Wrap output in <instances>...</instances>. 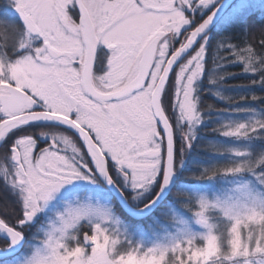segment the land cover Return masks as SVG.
<instances>
[{
	"label": "snow or ice",
	"instance_id": "snow-or-ice-1",
	"mask_svg": "<svg viewBox=\"0 0 264 264\" xmlns=\"http://www.w3.org/2000/svg\"><path fill=\"white\" fill-rule=\"evenodd\" d=\"M214 3H0V181L14 202L0 205V257L20 249L3 264H264V148L211 145L229 160L197 178L231 176L234 194H182L192 219L173 213L174 230L150 242L133 238L105 201L114 189L138 211L151 209L183 165L203 122L196 84L216 11L199 21L195 13ZM245 31L240 42H216L210 83L241 64L249 84L264 87V26ZM181 60L173 90L169 73ZM238 111L253 115L212 131L264 140V113ZM75 182L98 188L64 191Z\"/></svg>",
	"mask_w": 264,
	"mask_h": 264
},
{
	"label": "trees",
	"instance_id": "trees-1",
	"mask_svg": "<svg viewBox=\"0 0 264 264\" xmlns=\"http://www.w3.org/2000/svg\"><path fill=\"white\" fill-rule=\"evenodd\" d=\"M228 14L226 16H228ZM225 17L217 24V26L208 36L211 43L209 45L207 70L205 71V76L203 77V81L200 83V87L198 89L203 122L198 130V139L192 147L193 152L191 154L193 157H196L195 161L199 160V169L204 166V161L208 158L212 160L210 165L220 164L222 166V164L227 162L224 159H218L217 156L220 154H217L211 150V145L217 144L218 146L226 147L227 144L230 143L229 141L227 143L224 140V137L219 133L212 131V129L224 123V121H221V119L218 118V115L231 112L235 116L236 112L239 113L240 111L238 110L242 109H257L259 112L264 113V108L261 107L264 105V100L252 101L250 98L252 94L264 96V87L250 85L249 80L253 79L254 77L248 74L240 73L242 67L241 64L226 65L224 70L221 68L219 71L220 73L231 72L236 74L226 76L222 80L218 79L215 83L209 82L214 78L211 76L210 72L214 68L216 42L221 40L223 37H230L233 42H240L244 40L248 34L245 31L246 29L252 30L264 26V17L259 19L256 15H254L252 18L249 16L242 18L239 23H234L231 21V23L226 25L224 24V19H226ZM178 68L179 66L177 69ZM216 92L220 94L219 97L217 96ZM241 97H248V99L242 100L240 99ZM222 118L224 117L222 116ZM223 160L225 161L224 163H222ZM200 172L201 171H195L191 167H187L185 172L182 173L179 182L189 186H192L195 183L199 185V182H197L195 179H197V176ZM205 179L207 180V178ZM205 179H202V181ZM149 197V194L145 195V199H149ZM172 197L173 195L171 193L169 198L171 199ZM6 201L9 203H14L9 197V194L5 191L2 181H0V205H3ZM128 202L133 208L138 207L136 203H133L130 200H128ZM164 207L165 206H163V209ZM157 214L159 215V213ZM157 214L148 217L145 221L146 223H137L134 220H130L128 217L127 218L134 226L143 224L146 225L150 224L152 222L151 220H153L152 218H156ZM3 244L4 240L0 239V246L3 247Z\"/></svg>",
	"mask_w": 264,
	"mask_h": 264
},
{
	"label": "rangeland",
	"instance_id": "rangeland-1",
	"mask_svg": "<svg viewBox=\"0 0 264 264\" xmlns=\"http://www.w3.org/2000/svg\"><path fill=\"white\" fill-rule=\"evenodd\" d=\"M221 1L222 0H215V3L213 5H211L209 8L198 9L197 12L195 13L196 17H200L202 14L206 13L212 7H215L216 5L218 6ZM0 3H3V0H0ZM227 14H228V16H226V17L224 16L226 18V19H224L225 25L231 23V21L234 23H236V22L239 23L242 18H246L247 16L252 18V17H254V15H256V16H258L259 19H261L264 17V0H238L233 5V7L230 8V10L227 12ZM210 33L208 34V36L210 35ZM207 60H208V54L205 57L204 73H203L201 79L198 80L197 84H196L197 95H198V89L200 87V83L203 81V77L205 76V71L207 70ZM177 67H176V69H177ZM224 68H226V66L222 67L223 70H224ZM176 69L173 71V73L169 79V83L172 85L173 90L175 89L176 72L178 71L179 68L177 70ZM220 70H221V68L219 69V71ZM210 73H211V76L214 77L216 75L215 68H213ZM211 76H210V79H211ZM216 93H218V92H216ZM219 95H217V96L219 97ZM252 115H253V113H251V112L240 111L239 113L236 112L235 116L231 112H229V113H226L223 115H218V118L221 119V121H224V123L225 122H243V121L250 119L252 117ZM222 116L224 118H222ZM200 126L197 129L196 140L198 139V135H199L198 130H199ZM196 140L193 142V145L195 144ZM224 140L227 143H228V141L230 142L227 144L226 147H236V148H241V149L250 148L253 150H260L261 148H264V146H263L264 140H258V139H252V138L236 139V138H228V137H224ZM177 144H178V146L180 144L179 136H177ZM193 145H192V147H193ZM215 145H217V144H215ZM192 150L193 149L191 148L189 151H187L185 153L183 165L182 166L178 165L177 174H176L178 176V179L176 182V186L174 187L175 191L173 190L171 192L173 195V197H172L173 199L168 198L169 200L164 201V202H166L164 209H162V210H160V212H158L159 215L157 214L156 218L155 217L152 218L153 220H151L152 222L150 224H146V225L143 224V225H138V226L135 225L134 226L129 221V219L130 220H134V219H131L130 217H128L125 214V212L122 210V208L120 207L118 202H116V200L113 199L110 192L108 191L107 195L104 194L105 195V201L113 207L115 213L119 216V218L123 222V225L129 229V232L133 238H135L137 240L143 239L146 242H150L152 239H155L156 236L163 235L165 230H169V231L174 230L176 225L170 219V217L173 213H175L176 215H178L181 218H184V219L190 221L192 219L191 212H189L187 209L182 207V205L187 202L186 197L182 194H188V195L204 194V195H207L209 198H213L215 196L224 197L227 195H233L234 194L233 189L235 188V184L232 183L233 178L231 176L224 177L223 175H218L212 179H207V180L205 179L203 181H202V179L197 178L195 180H197V182H199V185H197V183H195L192 186L185 185V184L179 182L180 177L182 176V173L185 172V169L187 167H191L195 171H202L203 167L212 166V165H210V163H212V160L208 158L204 161V164H203L204 166L201 167V169H199V166H198L199 160L195 161L196 157L192 156V154H191L193 152ZM217 158L220 160L224 159L225 161L229 160V156L227 154H225V156L219 155V156H217ZM224 160L222 161V163L225 162ZM200 173L198 174L197 177H199ZM81 187H86L89 189H95V188H98V185H89L86 182H75L73 185L66 186L64 191H70L72 189L81 188ZM147 194H145V195H147ZM9 197L12 199L11 196H9ZM196 210H198V208L193 209V211H196ZM164 213H167V215H165ZM46 214H48V215H46ZM50 215H51V213H49V210L45 209V212L39 214V217L37 218V220L34 223L37 225V227L42 228V227L46 226ZM144 223H146V222H144ZM30 234H31V230L29 233V238H30ZM0 239L3 240L2 238H0ZM0 249H3V247L0 246ZM8 250L9 249H4L3 251L6 252ZM0 264H3V261H0Z\"/></svg>",
	"mask_w": 264,
	"mask_h": 264
},
{
	"label": "water",
	"instance_id": "water-1",
	"mask_svg": "<svg viewBox=\"0 0 264 264\" xmlns=\"http://www.w3.org/2000/svg\"><path fill=\"white\" fill-rule=\"evenodd\" d=\"M238 0H223L221 3L214 9L216 11V15L213 19V22L209 25V28L207 30V35L217 26V24L221 21V19L227 14V12L230 10V8L237 2ZM178 62L176 65H174L173 69L169 73V79L173 73V71L176 69L177 66H179ZM178 176L176 175L173 178L172 183L169 185V188L161 195V199L157 201L156 205H153L151 209H146L143 212L138 211V209H133L127 200H125L123 197L120 196L118 192H116L114 189H108L111 193V195L116 199L122 210L125 212V214L130 217L131 219L140 221L145 220L149 216L152 215L154 211H156L159 206L169 197L171 192L174 190V187L176 186ZM2 238V237H0ZM3 239V238H2ZM20 253V249L14 248L9 249L8 251H3V256L0 257V261H3L4 259H12L15 255H18Z\"/></svg>",
	"mask_w": 264,
	"mask_h": 264
},
{
	"label": "flooded vegetation",
	"instance_id": "flooded-vegetation-1",
	"mask_svg": "<svg viewBox=\"0 0 264 264\" xmlns=\"http://www.w3.org/2000/svg\"><path fill=\"white\" fill-rule=\"evenodd\" d=\"M214 9V7H212L211 9H209L206 13H204V14H202L200 17H197V19H198V21L199 20H202L203 18H205L210 12H211V10H213ZM107 192H108V190L105 192V195H107ZM149 195H150V197L149 198H151V196L152 195H154V193H148ZM169 198V197H168ZM166 199V200H169V199ZM165 204H166V202H163L160 206H159V208L156 210V211H154L153 213H152V215H155V214H157L158 212H160V210H162L163 209V206H165ZM135 209H138V207L137 208H135ZM147 219H145V220H142V221H135V222H137V223H140V222H145Z\"/></svg>",
	"mask_w": 264,
	"mask_h": 264
}]
</instances>
